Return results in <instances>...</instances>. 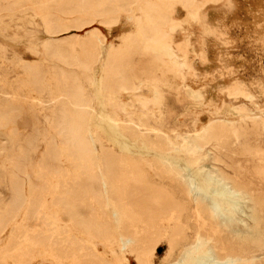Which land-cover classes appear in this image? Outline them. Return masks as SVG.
I'll list each match as a JSON object with an SVG mask.
<instances>
[{
    "label": "rangeland",
    "instance_id": "obj_1",
    "mask_svg": "<svg viewBox=\"0 0 264 264\" xmlns=\"http://www.w3.org/2000/svg\"><path fill=\"white\" fill-rule=\"evenodd\" d=\"M70 1L0 0V108L13 106L22 111L24 124L18 133L22 139L35 138L38 144L32 170H37L36 163L47 154L52 141L57 148L64 147L55 130L54 111L59 107L65 76L74 72L87 105V129L100 164L109 153L127 167L124 172L136 166L156 181L154 170L165 162L184 165L196 179L199 167L187 164V156L179 148L211 124H222L226 136L204 145L199 160H206L211 170L251 183L257 194L264 195V0H195L189 9L180 3L169 5L170 22L165 31L173 51L182 57L171 60L153 51L137 54L133 65L127 67L135 91L114 95L105 88L108 57L122 51L128 39L142 43L139 21L147 9L161 1L134 0L128 11H117L116 22L109 25L103 17L87 13L76 16L85 23H71L73 17L59 13ZM55 21L64 26L52 33ZM89 37L98 43L99 56L84 76L81 68L58 59L54 50L72 45L80 54V44L88 43ZM32 67L41 75L40 86L33 83ZM140 98L139 106L135 100ZM5 143L0 137V210L8 203L9 172L16 161L1 151ZM164 143L172 150L162 151ZM218 144H227V150H218ZM63 163L67 174L82 176L68 164L70 159ZM52 177L49 174L43 179L51 183ZM195 185L201 187L199 182ZM52 195L43 192L39 219L33 221L24 208L0 234V264H93L100 259L108 264H137L128 250L115 243L99 245L88 240L83 249L63 243L61 239L70 237L72 231L63 225L52 228ZM108 202L110 210L116 211L109 189ZM243 210L253 216L251 204ZM261 211L256 216L264 236ZM242 217L253 227L249 218ZM167 253L163 241L152 264H161ZM191 259L189 256L183 264ZM237 260L239 264H264V250Z\"/></svg>",
    "mask_w": 264,
    "mask_h": 264
},
{
    "label": "bare ground",
    "instance_id": "obj_2",
    "mask_svg": "<svg viewBox=\"0 0 264 264\" xmlns=\"http://www.w3.org/2000/svg\"><path fill=\"white\" fill-rule=\"evenodd\" d=\"M160 1V5L147 9L139 21L142 43L128 39L122 51L109 55L105 65V88L111 95L135 91L127 67L133 65L132 58L137 54L147 55L153 51L158 57L171 60L182 57L173 51L169 32L165 31L170 22L166 11L174 3L189 9L195 0ZM133 2L71 0L59 13L73 17L71 23H85L83 18L76 16L87 13L103 17L104 24L109 25L116 22L117 11H128ZM63 26L55 21L52 33ZM89 39L88 43L80 44V54L71 44L55 49L54 54L62 62L81 68L85 76L99 56L98 43ZM29 71L33 83L40 86L39 71L34 67ZM64 79L65 86L57 100L59 107L54 111L55 130L62 137L64 147L57 148L52 141L47 154L36 163L35 171L32 168L38 144L35 138L22 139L18 133V127L24 124L22 111L13 106L0 108V137L6 140L1 151L8 152L12 160L16 159L9 172L8 203L0 210V234L24 208H28L33 221L39 219L42 194L49 191L54 194L50 203L55 212L52 228L63 225L65 230H71L72 235L61 240L74 249H83L88 240L99 245L115 243L121 250H128L137 264H152L155 251L163 241L168 253L161 264H183L189 256L192 259L188 264H211L212 261L213 264H239L237 257L264 250V236L256 216L264 210V195L257 194L251 183L217 169L211 170L206 160H199L204 145L226 136L224 125L211 124L179 148L187 156V164L199 167L196 179L190 177L191 172L185 171L184 165L163 162L154 170L155 181L136 166L124 172L127 167L109 153L101 164L98 162L87 129V105L82 100L78 76L71 72ZM127 96L134 97L129 93ZM135 102L140 106L143 100ZM226 146L218 144L217 149L224 151ZM161 150L170 151L172 146L164 143ZM65 159H70L72 163L68 164L76 167L82 176L73 178L67 174L63 167ZM49 174L53 176L51 183L43 179ZM262 175L264 178V171ZM108 189L116 211L109 208ZM248 204L252 205L253 216L243 210L248 209ZM242 216L249 218L253 227ZM93 264L108 263L100 259Z\"/></svg>",
    "mask_w": 264,
    "mask_h": 264
},
{
    "label": "trees",
    "instance_id": "obj_3",
    "mask_svg": "<svg viewBox=\"0 0 264 264\" xmlns=\"http://www.w3.org/2000/svg\"><path fill=\"white\" fill-rule=\"evenodd\" d=\"M158 251H159V248H158Z\"/></svg>",
    "mask_w": 264,
    "mask_h": 264
}]
</instances>
